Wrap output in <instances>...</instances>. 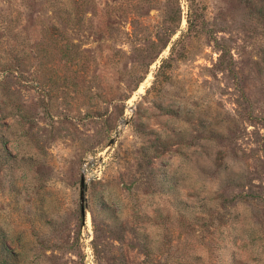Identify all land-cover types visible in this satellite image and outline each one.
Instances as JSON below:
<instances>
[{"label": "rangeland", "instance_id": "rangeland-1", "mask_svg": "<svg viewBox=\"0 0 264 264\" xmlns=\"http://www.w3.org/2000/svg\"><path fill=\"white\" fill-rule=\"evenodd\" d=\"M0 264H264V0H0Z\"/></svg>", "mask_w": 264, "mask_h": 264}, {"label": "water", "instance_id": "water-1", "mask_svg": "<svg viewBox=\"0 0 264 264\" xmlns=\"http://www.w3.org/2000/svg\"><path fill=\"white\" fill-rule=\"evenodd\" d=\"M128 122H129V120L127 121V123ZM120 131L121 130L119 128L116 130V135L110 140L109 146H112L115 143V141L118 139ZM84 187H85V176L83 175L81 177V202H82V212H83V214L85 213V208H84V205H83L84 199H85ZM83 225H85V224H83Z\"/></svg>", "mask_w": 264, "mask_h": 264}, {"label": "trees", "instance_id": "trees-1", "mask_svg": "<svg viewBox=\"0 0 264 264\" xmlns=\"http://www.w3.org/2000/svg\"><path fill=\"white\" fill-rule=\"evenodd\" d=\"M65 11L68 12V10H65ZM68 14H69V12H68ZM181 202H183V201L181 200ZM183 203H184V202H183ZM204 208L207 209V208H206V205H204Z\"/></svg>", "mask_w": 264, "mask_h": 264}, {"label": "bare ground", "instance_id": "bare-ground-1", "mask_svg": "<svg viewBox=\"0 0 264 264\" xmlns=\"http://www.w3.org/2000/svg\"><path fill=\"white\" fill-rule=\"evenodd\" d=\"M143 87H144V85L139 89V92H141L143 90Z\"/></svg>", "mask_w": 264, "mask_h": 264}]
</instances>
